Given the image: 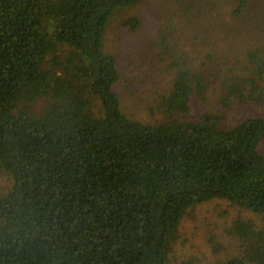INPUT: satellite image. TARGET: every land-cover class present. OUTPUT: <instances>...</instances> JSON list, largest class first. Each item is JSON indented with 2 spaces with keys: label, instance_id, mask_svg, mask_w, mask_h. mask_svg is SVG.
Listing matches in <instances>:
<instances>
[{
  "label": "trees",
  "instance_id": "16d2710c",
  "mask_svg": "<svg viewBox=\"0 0 264 264\" xmlns=\"http://www.w3.org/2000/svg\"><path fill=\"white\" fill-rule=\"evenodd\" d=\"M143 1L0 0V171L11 179L0 264H170L187 212L212 200L261 218L232 223L241 255L221 264H264V118L186 119L191 96L214 80L222 109L264 108V45L223 76L185 58L157 102L163 119L131 120L103 37L117 10ZM245 4L234 11L240 24Z\"/></svg>",
  "mask_w": 264,
  "mask_h": 264
},
{
  "label": "rangeland",
  "instance_id": "374dc122",
  "mask_svg": "<svg viewBox=\"0 0 264 264\" xmlns=\"http://www.w3.org/2000/svg\"><path fill=\"white\" fill-rule=\"evenodd\" d=\"M184 1L144 0L117 10L105 28L103 49L115 55L120 74L114 91L131 120L156 123L163 119L157 102L170 90L177 65L185 58L194 70L223 76L231 70L240 72L247 65L246 52L264 45V0H244L248 13L241 24L234 14L239 0ZM131 18L138 21L133 31L124 27ZM217 81L211 82L203 97L191 96L187 121L203 113H222V126L233 127L247 117L264 118V108L253 104L234 102L222 109ZM258 151L264 155V141ZM10 185V177L0 171V196ZM236 219L261 225L259 216L222 200L189 210L169 255L170 264H221L240 256L241 245L229 235Z\"/></svg>",
  "mask_w": 264,
  "mask_h": 264
}]
</instances>
